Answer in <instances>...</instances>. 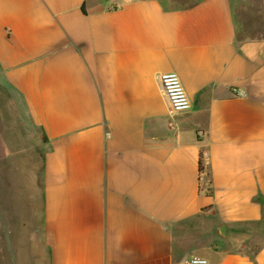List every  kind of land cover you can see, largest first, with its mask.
I'll use <instances>...</instances> for the list:
<instances>
[{"label":"crops","instance_id":"1","mask_svg":"<svg viewBox=\"0 0 264 264\" xmlns=\"http://www.w3.org/2000/svg\"><path fill=\"white\" fill-rule=\"evenodd\" d=\"M195 256L264 264V0H0V264Z\"/></svg>","mask_w":264,"mask_h":264},{"label":"built area","instance_id":"2","mask_svg":"<svg viewBox=\"0 0 264 264\" xmlns=\"http://www.w3.org/2000/svg\"><path fill=\"white\" fill-rule=\"evenodd\" d=\"M161 90L169 103V115L171 117L177 114L186 113L191 110L192 104L186 93V90L181 82L180 77L176 73H165L159 75ZM243 91H236L238 97L244 96ZM202 160V159H201ZM209 172L206 163L202 161L201 168L199 167V178L201 186L207 183ZM182 264H209L205 258L192 257Z\"/></svg>","mask_w":264,"mask_h":264},{"label":"trees","instance_id":"3","mask_svg":"<svg viewBox=\"0 0 264 264\" xmlns=\"http://www.w3.org/2000/svg\"><path fill=\"white\" fill-rule=\"evenodd\" d=\"M83 10H84V8H83ZM201 164H202V160L200 161V168H201Z\"/></svg>","mask_w":264,"mask_h":264}]
</instances>
